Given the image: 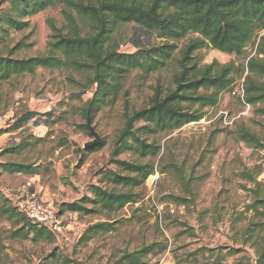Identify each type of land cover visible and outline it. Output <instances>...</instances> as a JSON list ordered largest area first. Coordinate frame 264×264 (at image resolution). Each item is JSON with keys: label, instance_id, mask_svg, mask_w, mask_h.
Returning a JSON list of instances; mask_svg holds the SVG:
<instances>
[{"label": "rangeland", "instance_id": "374dc122", "mask_svg": "<svg viewBox=\"0 0 264 264\" xmlns=\"http://www.w3.org/2000/svg\"><path fill=\"white\" fill-rule=\"evenodd\" d=\"M5 1L0 0V10L8 7ZM28 21L29 29L11 32L4 43L10 49L20 42L30 45L15 52V58H32L46 52L52 34L50 21L58 28L64 25L62 6ZM137 32L134 26L119 31L117 40L121 52L139 50ZM141 41L144 47L150 45L144 36ZM155 44H159L158 40H151V45ZM7 53L8 49L0 46V56ZM253 54L254 48L250 46L243 57L227 56L213 49L195 55L200 65L233 63L243 69ZM245 76L246 73L234 74L232 88L221 95L216 108L205 110L203 120L155 137L162 146L158 158L139 160L133 151L118 157L122 161L153 164L156 173L136 190L142 193V203L115 212L112 221H120L115 231L95 236L88 242L81 241L86 230L103 222V217L66 212L61 216L65 227L62 234H54L52 242H33L11 239L14 222L0 218V264H39L46 260L48 264H64L65 259L114 264L125 253L150 245L156 248L145 258L146 264L253 263L257 258L255 240L261 242L264 227L248 240L250 237L245 231L251 222L260 219L245 212L252 203L250 189L254 185L243 175L262 171L257 180L264 183V151L252 150L237 142L234 131L246 126L264 140V118L232 94L233 88L245 81ZM72 77L84 83V78L77 74L45 69L0 83V163L40 166L39 175L34 177L0 172V192L22 215L23 207L32 199L53 202L59 210L82 196H91L90 186L99 185L105 172L118 170L113 164V151L124 125V104L136 109L146 107L156 84L154 77L145 81L141 72L131 74L124 84L122 100L93 114L90 127L101 137L99 145L102 146L88 151L86 145L96 137L88 126L86 105L96 88L77 99L76 95L83 89L71 82ZM50 110L55 111L50 125L31 124L29 131L24 128L9 131L15 119L26 112ZM226 112L232 124H225L223 113ZM143 125L139 123L138 127ZM147 139L154 140L153 136ZM62 141L67 143L61 147ZM22 144L20 153L10 152ZM102 185L107 187L108 181L103 180ZM262 192L264 196V186ZM169 195L188 198L190 202L187 206L165 203L164 198ZM52 254L56 257H51Z\"/></svg>", "mask_w": 264, "mask_h": 264}, {"label": "trees", "instance_id": "16d2710c", "mask_svg": "<svg viewBox=\"0 0 264 264\" xmlns=\"http://www.w3.org/2000/svg\"><path fill=\"white\" fill-rule=\"evenodd\" d=\"M5 2L8 7L0 10V46L7 48L8 53L0 56V83L34 75L39 69L77 74L84 78V83L73 77L71 79L72 83L83 89L76 95L77 99H82L91 89L96 88L93 98L86 105V119L89 122L93 114L122 100L124 84L134 72H141L145 81L152 77L156 79L146 107L136 109L124 104V125L113 151V164L118 170L105 172L99 185L90 186L91 196H82L80 200L65 204L58 210L60 216L69 212L103 217V222L93 224L86 230L81 241L88 242L95 236L115 231L120 222L112 221L115 212L142 203V193L136 190H140L150 176L156 173L153 164L127 162L118 157L124 152L133 151L139 160L158 158L162 146L155 137L168 135L203 120L205 110L216 108L221 95L232 88L234 74L246 73L245 102L255 109L256 115L264 118V0ZM59 5L62 6L64 25L58 28L50 21L52 34L46 52L32 58H15V52L30 45L20 42L15 48L7 47L4 43L11 32H24L30 27V18ZM130 26L138 30L136 37L140 47L133 53H123L117 40L118 33ZM140 35L150 45L144 47ZM153 39L158 40L159 44L151 45ZM250 46H253L254 54L248 57L243 69L233 63L200 65L195 55L199 51L213 49L227 56L243 57ZM53 113L54 110L46 113L26 112L15 119L9 131L22 128L29 131L32 125H50ZM139 123L144 125L138 127ZM148 136H153L154 140L149 142ZM234 138L252 150L264 151V140L246 126L237 128ZM65 143L62 141L60 146ZM21 146L24 145L10 149V152L20 153ZM87 150L94 151L96 148ZM39 168L36 164L0 163V171L31 177L39 175ZM261 173L254 175L246 172L243 175L246 181L254 185L250 189L253 194L252 203L246 207L245 212L260 219L256 223L251 222L245 231L250 237L248 240L253 239L255 232L264 227V183L257 180ZM105 179L109 184L107 187L102 185ZM164 201L187 206L190 199L169 195ZM0 218L14 222V230L9 236L11 239L33 242H52L55 239L53 233L30 222L1 192ZM155 248L150 245L125 253L114 264H146L145 258L155 252ZM254 248L257 258L247 264H264V237L261 242L255 240ZM51 257L56 255L52 254ZM39 264H48V260ZM64 264L90 263L65 259Z\"/></svg>", "mask_w": 264, "mask_h": 264}, {"label": "built area", "instance_id": "2783aa9c", "mask_svg": "<svg viewBox=\"0 0 264 264\" xmlns=\"http://www.w3.org/2000/svg\"><path fill=\"white\" fill-rule=\"evenodd\" d=\"M232 94L237 96L248 108L251 107L245 102V81L238 83L233 88ZM223 114L225 124H232L229 122L228 113ZM58 212V208H56L53 202H40L34 199L29 200L23 207V213L30 222L39 228L47 229L55 235L62 234L63 230H65Z\"/></svg>", "mask_w": 264, "mask_h": 264}, {"label": "water", "instance_id": "95a60500", "mask_svg": "<svg viewBox=\"0 0 264 264\" xmlns=\"http://www.w3.org/2000/svg\"><path fill=\"white\" fill-rule=\"evenodd\" d=\"M88 126L90 128L91 134L96 137V140L94 142L86 145V148H92L98 146L101 143V137L90 127V121L88 122Z\"/></svg>", "mask_w": 264, "mask_h": 264}, {"label": "crops", "instance_id": "0c3cea01", "mask_svg": "<svg viewBox=\"0 0 264 264\" xmlns=\"http://www.w3.org/2000/svg\"><path fill=\"white\" fill-rule=\"evenodd\" d=\"M1 172V171H0Z\"/></svg>", "mask_w": 264, "mask_h": 264}]
</instances>
